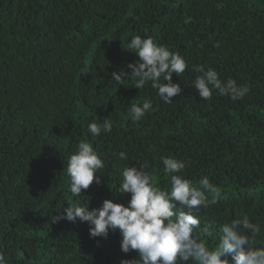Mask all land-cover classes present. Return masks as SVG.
I'll return each mask as SVG.
<instances>
[{
    "label": "trees",
    "instance_id": "obj_1",
    "mask_svg": "<svg viewBox=\"0 0 264 264\" xmlns=\"http://www.w3.org/2000/svg\"><path fill=\"white\" fill-rule=\"evenodd\" d=\"M135 35L186 60L185 72L173 74L183 91L171 103L151 82L139 89L135 77L112 80L139 60L126 49ZM200 65L250 91L237 101L215 91L202 100L192 85ZM145 99L152 111L133 123L129 106ZM107 118L111 132L93 137L88 124ZM81 140L105 166L96 173L101 183L74 197L67 158ZM164 156L184 161L180 174L194 186L208 176L222 194L201 208L194 234L215 248L221 225L247 214L262 226L256 239L264 244V0H0V253L8 264L137 258L122 252L119 230L93 238L88 223H52L51 216L71 203L126 205L131 194L115 190L127 166L145 164L170 188Z\"/></svg>",
    "mask_w": 264,
    "mask_h": 264
},
{
    "label": "clouds",
    "instance_id": "obj_2",
    "mask_svg": "<svg viewBox=\"0 0 264 264\" xmlns=\"http://www.w3.org/2000/svg\"><path fill=\"white\" fill-rule=\"evenodd\" d=\"M190 19L186 18L185 23ZM126 49L134 52L139 60L127 65L131 73L125 70L113 72V81L123 85L125 79L135 77L134 84L139 89L151 82V87L157 90L165 103H171L173 97L181 94L183 89L179 83L173 82V74L181 76L188 65L178 52L156 43L150 36L142 38L139 35L131 37ZM192 71L198 73L192 85L202 100H211L215 91L237 101L250 91L248 85H238L232 78L222 80L211 67L205 70L203 65L194 66ZM152 108L148 99L143 101L142 106L130 104L132 122L142 120ZM112 127L109 118L100 123L93 120L88 124V132L96 137L102 132H111ZM119 158L128 160V154L121 151ZM161 162L163 172L170 175V188L162 189L157 175L147 171L145 164H141L139 169L127 166L115 190L120 194H131L126 205L106 199L101 207L90 210L89 205L71 203L63 208L60 215H52L51 222L64 219L86 222L93 238H106L110 230H119L122 252L138 253L137 258L123 259L120 264H188L189 261L192 264H264V244L258 246L256 239L261 235L262 226L258 222L253 223L247 214L221 225L219 243L215 248H210L198 234H194L200 228L198 214L201 208L217 204L222 194L210 183L208 176H202L197 187L181 175L186 168L184 161L164 156ZM104 166L93 145L81 140L75 152L67 158L66 174L72 196L80 197L94 181L101 183L96 173ZM203 232L212 235L208 227ZM0 264H8L3 253H0Z\"/></svg>",
    "mask_w": 264,
    "mask_h": 264
}]
</instances>
